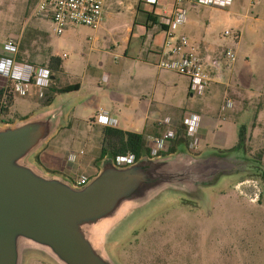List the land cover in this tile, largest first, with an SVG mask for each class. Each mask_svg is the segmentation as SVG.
I'll list each match as a JSON object with an SVG mask.
<instances>
[{
    "label": "rangeland",
    "instance_id": "obj_1",
    "mask_svg": "<svg viewBox=\"0 0 264 264\" xmlns=\"http://www.w3.org/2000/svg\"><path fill=\"white\" fill-rule=\"evenodd\" d=\"M35 3L36 0H0V47L10 38L18 39V58L35 65L47 64L49 48L59 57L66 53L61 58L63 70L56 72L52 84L58 87L78 82L80 91L87 93L80 97L70 117L84 99L100 91L104 94L110 78L115 80L111 86L115 84L116 90L124 92L137 91L141 83L143 87L145 77L154 78L158 68L148 67L145 62L149 51L156 48L154 37L161 29L147 20L146 13L152 6L145 0H109L111 12L104 16L102 27L94 30L69 25L61 35L52 31L47 20L32 16ZM172 6V0H157L154 10H169ZM183 6L186 22L173 29V33L186 35L196 44L199 40L207 42L211 46L209 52L217 56L223 68L228 65L223 49L232 47L236 51L230 72H223L225 86L214 85L213 93L194 95L195 102L208 101L212 108L216 128L208 133L215 132L213 137L220 135L224 139L223 143L209 141L208 146L225 151L242 144L249 156L264 162V0H233L223 11L195 6L191 0ZM39 21L45 26H39ZM159 71L165 82L158 100L165 105L176 101L180 107L187 97L188 79L165 69ZM27 92H13L9 106L0 115V123L22 118L41 107ZM153 94L150 91L144 96ZM226 99L231 100L230 107H223ZM101 127L93 125L90 117H78L49 140L48 147L56 146L65 152L83 151L78 157L82 156L84 161L73 165L70 178L90 170L92 174L97 172L104 146ZM205 144L199 141V149ZM260 170L211 189L204 207L178 197L168 198L161 207L128 225L118 241L110 245L111 254L119 264H264V186L259 179ZM24 264L54 263L29 253Z\"/></svg>",
    "mask_w": 264,
    "mask_h": 264
},
{
    "label": "water",
    "instance_id": "obj_2",
    "mask_svg": "<svg viewBox=\"0 0 264 264\" xmlns=\"http://www.w3.org/2000/svg\"><path fill=\"white\" fill-rule=\"evenodd\" d=\"M76 91L57 94L37 111L0 123V264H24L29 253L54 264H119L110 245L168 198L204 207L211 189L264 169V162L249 156L242 144L191 152L181 140L173 152L143 150L126 165L117 164L108 151L98 159L97 172L77 185L36 158L67 124Z\"/></svg>",
    "mask_w": 264,
    "mask_h": 264
},
{
    "label": "built area",
    "instance_id": "obj_3",
    "mask_svg": "<svg viewBox=\"0 0 264 264\" xmlns=\"http://www.w3.org/2000/svg\"><path fill=\"white\" fill-rule=\"evenodd\" d=\"M107 0H36L32 16L49 21L52 31L61 35L69 25L88 26L94 30L100 25L104 17V9ZM152 5L157 0H145ZM171 9L163 8L159 12L151 10L155 14L158 23L165 25L161 29L164 33L162 48L159 52V59L156 66L173 73L184 76L188 79V91L191 94L202 95L210 84H223V72L230 70V65L236 59V51L232 47H226L222 51L225 59V68L220 64L217 56L203 50L199 44L192 42L186 35L175 34L173 29L186 22V11L184 2L190 0H172ZM233 0H193L196 6L228 8ZM226 34H229L226 31ZM239 36V34L237 35ZM0 54V76L13 84V89L21 95L26 94L27 87L35 85L39 88H46L50 84L51 71L45 66H33L28 62L18 59V39H8L1 46ZM66 53L61 58L66 57ZM230 72V71H229ZM4 86V87H5ZM231 100L226 99L223 107H230ZM97 122L104 126L116 127V120L109 118L105 112L97 116ZM166 125L163 134L154 137L148 148L150 155H157L165 152L169 144L176 138L178 127L174 125L170 117H164L161 121ZM200 123V114L188 109L182 117L183 137L186 140L188 149L196 152L198 148L197 130ZM69 152L66 156L68 162H75L82 154ZM136 160L133 153L115 156L119 165H126ZM89 176L78 173L72 175V180L77 185L86 183Z\"/></svg>",
    "mask_w": 264,
    "mask_h": 264
},
{
    "label": "crops",
    "instance_id": "obj_4",
    "mask_svg": "<svg viewBox=\"0 0 264 264\" xmlns=\"http://www.w3.org/2000/svg\"><path fill=\"white\" fill-rule=\"evenodd\" d=\"M192 1L193 0H191V2ZM119 4H122V1H119ZM192 4L195 5L194 3ZM127 6H128V9H130V6L129 5ZM210 9L214 11H223V9H220L218 7H210ZM152 10H154V8H152ZM109 11L111 12V5L109 3V0H107L105 4V9H104V16L107 15V12ZM103 18L101 20L100 25L97 27V29L103 26L104 24ZM43 21H46V20H43ZM43 21L38 22L39 26L41 25L45 26V23H43ZM235 21L238 22V20H235ZM49 27H51L50 24H49ZM127 29H129V27ZM191 29L198 30V28L195 26H191ZM154 38H155V43L157 44L156 48L155 50L149 51L148 60H146L147 62L148 61L149 62L148 63L145 62V64L148 67L154 65L156 68H158L156 66V62L159 59V52L163 45L164 33L160 31L159 35ZM123 39H127V36H124ZM191 41L193 42V40ZM194 42L196 43L195 40ZM197 43L201 46L203 50L209 51L211 49V46L205 41L199 40ZM56 55L57 54H53L49 48L48 54H46L45 57L48 59L50 56H56ZM39 66H42V65H39ZM62 70L63 68L61 66V71ZM145 70H149V69L145 68ZM159 70H162V69L158 68L157 71H155L154 78L148 77L146 79L145 77L143 79L142 82H144L143 87H146L145 89H143V87H140L142 85L141 83V85H139V87L137 88L138 90L133 91V92H124V91L116 90L115 84H113L114 86H111L112 80L114 81V83H115V80L114 79L111 80L110 78L109 82L107 83L108 89H106L105 93L103 94L102 91H100L94 96H91L88 99H84L79 109L75 111L74 115H72L71 117H70V112L77 106V102H79L80 97H82V95L86 96L87 93L85 94L84 91H80L81 85L78 82H71V83L68 82L66 84L59 85V86H64V85H69L73 83H78L80 86L79 89L76 92H74L76 93L77 97L74 101L73 106L68 112L67 122H69L71 119H78V117H90L91 123L93 125L103 126L102 124L97 122V116L99 113L105 112L109 118L116 120L117 128L122 129L124 131H135V132L141 133L144 137L145 145L148 147L151 140L154 137L163 134V132L165 131L166 125L161 123V121L164 117H167V116L170 117L172 123L178 127V136L181 135L183 137L182 117L185 115L188 109H191L195 111L196 113L200 114V123H199V127L196 133L197 138H198V148L196 152L201 150L199 149V141H204L206 143L205 147H210L208 146L207 143L209 141L212 142V140L214 141V143H223L224 139L222 138V136L216 135L213 137V135H215V132H212V134L208 133V131H210L211 129L216 128V123H214L213 116L211 114L212 108L210 107L208 101L202 102L201 100H199V103L194 101V95L196 94H191L188 91L189 82L186 83L187 97L184 101L180 102V107L176 106L177 105L176 101L172 102L171 105H165L163 102L158 100V95L160 91L162 90V84L165 82V78H162L160 76L161 71ZM55 75L53 74L51 76V80L55 78ZM108 77H109L108 75L104 77L106 81L108 80ZM6 83H7V80L4 77L0 76V86L4 87ZM214 85L225 86L224 83L223 84H210L204 94L213 93ZM53 88L55 87L51 81L50 85L43 89L35 85H30L27 87L26 92L30 89V92L29 93L27 92V96L29 98L38 100L41 103V107H42L44 105V101L46 100V98L49 95H52ZM36 89H38V91H36ZM99 90H100V87L98 88V91ZM150 91L154 92L152 96H149V97L144 96ZM183 91H184V88L180 91V94ZM43 93H44V99H43ZM96 98L97 100H95ZM93 105H95L96 108L93 109ZM27 115H29V113L22 117H25ZM48 144H49V141L39 153H41V156H42L41 158L43 161V163L40 162V164L43 166L45 165L44 167L45 168L47 167L50 171L61 172L70 177L72 173L73 165L75 166L79 165L80 162L84 161L83 157L80 156L78 157L77 162H74V163L67 162L66 164V155L72 151L69 150L65 152L64 150L57 149L56 146L48 147ZM46 149L47 151L44 154ZM64 165H66L65 166L66 168H64L65 170L64 169L62 170L61 168L64 167ZM86 175L90 177L93 174L90 170L88 171V174Z\"/></svg>",
    "mask_w": 264,
    "mask_h": 264
},
{
    "label": "trees",
    "instance_id": "obj_5",
    "mask_svg": "<svg viewBox=\"0 0 264 264\" xmlns=\"http://www.w3.org/2000/svg\"><path fill=\"white\" fill-rule=\"evenodd\" d=\"M147 20L153 22L154 24H158L160 29L165 28V25L155 22V14L152 11H148L146 13ZM161 31V30H160ZM19 59V58H18ZM48 67L52 74H56V72L61 71L62 59L58 55L50 56L48 58L47 64L42 65ZM52 89V95H49L44 101V105L49 104L53 98L62 92H72L79 89L78 83H73L69 85L59 86ZM13 84L8 83L7 86H0V115L1 113L9 106L11 99L13 98ZM102 143L104 146L101 147L99 159L103 157L108 151L112 153L115 157L117 155H125L127 153H133L136 159L140 156L143 150H146L149 153V148L145 145L144 137L141 133L135 131H124L117 127L111 126H102ZM184 140L181 135L176 136V138L169 144L167 150L162 153L173 152L175 150V145ZM241 136L240 142L241 143ZM258 157H261L258 154ZM259 179L263 183L264 186V169L260 171Z\"/></svg>",
    "mask_w": 264,
    "mask_h": 264
},
{
    "label": "flooded vegetation",
    "instance_id": "obj_6",
    "mask_svg": "<svg viewBox=\"0 0 264 264\" xmlns=\"http://www.w3.org/2000/svg\"><path fill=\"white\" fill-rule=\"evenodd\" d=\"M155 22L156 23H158L157 22V20H156V18H155ZM31 65H33V66H39V65H35V64H33V63H30ZM46 67V66H45ZM48 68V67H47ZM51 71V70H50ZM53 74H52V72H51V75H50V82L52 81L51 80V76H52ZM50 85V84H49ZM167 150V149H166ZM42 156H41V153H39L38 155H37V160L39 161V162H41V163H43V161H42V158H41ZM45 166V165H44ZM47 168V167H46Z\"/></svg>",
    "mask_w": 264,
    "mask_h": 264
}]
</instances>
